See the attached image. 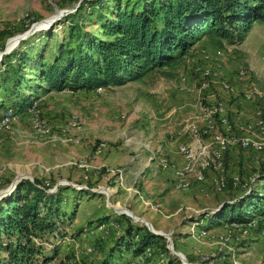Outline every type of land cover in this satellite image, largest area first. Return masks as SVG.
<instances>
[{"label": "rangeland", "instance_id": "1", "mask_svg": "<svg viewBox=\"0 0 264 264\" xmlns=\"http://www.w3.org/2000/svg\"><path fill=\"white\" fill-rule=\"evenodd\" d=\"M85 1L0 0V52L33 23L58 9L73 13ZM0 67L4 69L3 58ZM204 69L211 70L212 86L229 115L247 123L264 107V21L255 23L240 44L204 34L174 64L122 86L39 92L33 104L45 123L44 133L33 128L29 111L16 109L12 127L0 137V202L24 174L52 185L49 191L65 188L66 233L52 238L57 252L45 242L52 257L49 264H158L169 253L175 255L162 236L149 259L122 256L117 240L127 225L148 226L112 206L127 207L157 231L170 234L174 250L189 264H264V219L257 217L252 227L210 226V218L226 204L264 189V152L235 147L225 153L222 190L214 183L221 176L216 169L206 172L203 183L184 191L177 188L176 176L158 163L161 156L183 162L180 146L188 144L202 163L204 150L196 130L203 128L210 104L201 89ZM246 88L255 89L261 98L248 100ZM14 98L0 93V112L7 105L16 107ZM5 256L0 250V264H6Z\"/></svg>", "mask_w": 264, "mask_h": 264}, {"label": "trees", "instance_id": "2", "mask_svg": "<svg viewBox=\"0 0 264 264\" xmlns=\"http://www.w3.org/2000/svg\"><path fill=\"white\" fill-rule=\"evenodd\" d=\"M263 21L264 0H86L52 29L36 32L4 55L0 93L15 97L16 109L25 110L39 92L122 86L145 72L174 64L204 34L240 44L254 24ZM51 186L40 179H24L0 202L4 263L51 261L45 242L55 246L52 238L66 233L67 217L62 207L65 188L49 191ZM257 217L264 219V189L259 188L226 204L210 218V226H247ZM162 240L147 227L127 225L117 249L122 256L131 253L133 258L149 259L147 250L152 252ZM111 251L114 255L116 250ZM158 264L182 262L169 253Z\"/></svg>", "mask_w": 264, "mask_h": 264}, {"label": "built area", "instance_id": "3", "mask_svg": "<svg viewBox=\"0 0 264 264\" xmlns=\"http://www.w3.org/2000/svg\"><path fill=\"white\" fill-rule=\"evenodd\" d=\"M211 73L210 69L201 71V89L207 92V98L210 100V104L204 111L203 120L205 124L202 126L203 128L196 130L199 137L198 142H201V148L204 150L202 163L199 162L198 155H195L189 144L180 146L183 162L177 163L164 156H161L158 162L162 170L171 171L176 176L177 188L184 191L190 190L195 184L203 183L206 180V172L210 169H216L221 173L220 177L215 178L214 183L217 190H222L225 187L222 174L224 172V154L232 148L240 147L260 153L264 152V107L258 109L253 117H249L247 123L240 122L239 119L233 120L224 107V102L219 99L214 86H212ZM224 87L229 89L230 85L225 83ZM244 95L248 100H252L254 97L261 98L255 89L246 88ZM35 108L36 105L33 104L26 110L31 113L30 119L33 128L44 133L46 132L45 123ZM15 117L16 107L7 105L3 108L0 112V137L12 127ZM207 137L210 138V142L204 140H209ZM83 166L87 167L88 165L83 164ZM229 225L239 228L246 226L241 223ZM252 226H254L253 222L248 223L246 227ZM146 253L150 255V249ZM141 258L143 257H138L137 260L140 261Z\"/></svg>", "mask_w": 264, "mask_h": 264}, {"label": "water", "instance_id": "4", "mask_svg": "<svg viewBox=\"0 0 264 264\" xmlns=\"http://www.w3.org/2000/svg\"><path fill=\"white\" fill-rule=\"evenodd\" d=\"M72 11L73 10L58 9L57 12H56V14H54V15L48 17V18H45V19H43L41 21H38V22L33 23L29 29H27L23 33L18 34L16 36L12 37L11 39H9V41L5 45L4 50H2L0 52V60L4 57V55L11 53L15 48H17L22 41L28 39L30 36H32L33 34H35L36 32H38L40 30L52 28L56 23L59 22V20L65 14L70 13ZM12 39H15V41L12 42V43H10V40H12ZM23 179H30L32 182L35 181L33 178L28 177L26 174H24L18 180H15L11 184V186L7 189V191L10 189L9 192H10V194H12L14 192V190L16 189V187L19 185V183L22 182ZM66 183L69 186L73 187V188H77V189H83L84 188L82 185L75 184V183H73L71 181H66ZM91 190L93 192H95L94 189H91ZM9 192H7V193H9ZM3 197H4V194H2V196L0 198H3ZM112 207L117 212H119V213L126 214L128 216H131L135 220L146 222L149 230L151 232H153L155 235L167 237L168 240H169V242H170L169 248H170L171 252L174 253L176 256H178L182 260L183 264H189V263H187L186 258L180 252L174 250V244H173L172 237H171L170 234H166V233H162L160 231H157L152 226V224H150L149 222H147L144 218H140V217L134 216L133 213H132V211L130 209H128L127 207H123V206H121V207L112 206Z\"/></svg>", "mask_w": 264, "mask_h": 264}]
</instances>
